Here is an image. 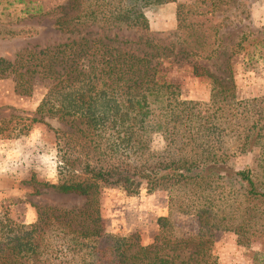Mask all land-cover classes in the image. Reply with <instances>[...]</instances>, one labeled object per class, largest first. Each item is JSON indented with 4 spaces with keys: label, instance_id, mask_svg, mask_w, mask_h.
<instances>
[{
    "label": "trees",
    "instance_id": "1",
    "mask_svg": "<svg viewBox=\"0 0 264 264\" xmlns=\"http://www.w3.org/2000/svg\"><path fill=\"white\" fill-rule=\"evenodd\" d=\"M172 2L67 0L55 11L54 26L72 39L20 52L14 60L0 58V80L12 79L18 96L32 97L39 83L47 85L36 117L0 121V138L26 135V128L47 119L66 123L69 132L57 131L59 183L42 186L86 200L81 208L37 207V220L29 225L1 216L0 264H218L217 231L234 232L240 245H250L245 221L257 222L264 182L251 169H234L231 160L259 150L264 174V97L239 100L235 85L195 68L213 87L211 110L199 115L154 64L170 56L211 60L218 52V25L210 18L187 19L180 5L176 42L149 36L144 56L121 51L106 36L92 37L94 30L115 28L148 34L145 10ZM224 2L203 3L208 11L197 14ZM0 30L17 37L23 28ZM23 121L30 125L16 133ZM155 134L165 139L162 151L151 148ZM105 189L128 196L142 189L168 192L169 216L158 219L152 244H142L139 234L107 232L100 203ZM177 216L195 218L198 234L180 232Z\"/></svg>",
    "mask_w": 264,
    "mask_h": 264
},
{
    "label": "rangeland",
    "instance_id": "2",
    "mask_svg": "<svg viewBox=\"0 0 264 264\" xmlns=\"http://www.w3.org/2000/svg\"><path fill=\"white\" fill-rule=\"evenodd\" d=\"M213 0H176L166 5L145 10L150 22L148 34L126 28L107 32L94 30L92 37L106 36L111 44L123 52L144 56L149 52L147 38L176 42L179 22L178 9L185 6L184 15L193 21L213 20L217 29V55L211 60L169 59L155 60L164 80L180 90L183 100L194 103L195 112L206 115L211 110L212 80L198 76L203 70L225 84L235 85L239 100L264 97V0H225L218 8L207 12L203 3ZM67 0H0V29L11 26L23 28L20 36L10 37L0 32V58L14 60L20 52L45 48L74 36L61 34L54 26L55 11ZM39 7L42 8L40 12ZM206 27H212L209 24ZM205 30V28H204ZM1 31V30H0ZM35 31H38L36 34ZM215 39L212 35L211 40ZM197 68V72L195 71ZM47 85L39 83L32 97L18 96L12 79L0 80V121L13 117H36ZM29 122H20L17 131ZM16 126V125H15ZM29 127V126H28ZM26 135L11 139L0 138V217L7 215L20 224L37 220V207L53 206L65 209L81 208L86 200L72 195L59 194L46 189L44 183L58 184L60 143L58 130L69 132V126L57 119H47L46 124H34ZM24 132V133H25ZM165 139L155 134L151 143L153 151H162ZM260 151L232 158L236 170L251 169L256 179L264 182L260 170ZM39 189L40 194L35 191ZM101 213L107 232L127 236L139 234L142 244H152L159 233L158 219L169 216L168 192L160 189L149 194L142 189L137 196H128L119 189H105L101 194ZM251 214L253 206H244ZM257 222L247 218L249 246L238 243L239 236L231 231L214 234V251L218 264H264V207L258 206ZM261 217V218H260ZM180 232L197 235L199 225L192 217H175ZM259 222V223H258Z\"/></svg>",
    "mask_w": 264,
    "mask_h": 264
}]
</instances>
